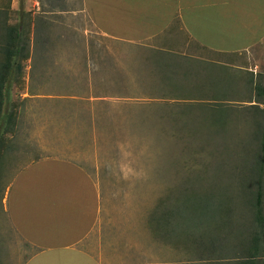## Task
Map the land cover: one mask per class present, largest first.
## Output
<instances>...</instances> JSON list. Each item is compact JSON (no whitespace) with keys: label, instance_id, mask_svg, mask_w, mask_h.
I'll return each mask as SVG.
<instances>
[{"label":"rangeland","instance_id":"rangeland-1","mask_svg":"<svg viewBox=\"0 0 264 264\" xmlns=\"http://www.w3.org/2000/svg\"><path fill=\"white\" fill-rule=\"evenodd\" d=\"M0 11L6 26L21 28L25 45L16 59L20 68L14 64L0 94L1 111L8 117L6 126L0 123V147L12 156L13 167L40 156L73 158L99 181L103 210H136L134 217L139 215L140 221L160 224L156 230L161 234L165 224L171 225V235L176 233L174 225L194 228L181 232V250L188 256V264H211L209 260L218 259L229 264L246 261L248 255L229 236L219 246L206 248L209 244L201 234L205 228L211 232L220 225L219 213L214 216L212 211L191 208L185 210V220L183 215L179 217L184 206L177 197L190 196L188 192L203 196L214 189L217 196L230 199L231 210L222 220L227 224L223 229L230 233L236 224L239 228L254 227V210L248 205L253 194L240 188L238 175L232 172L234 167L251 162L250 152L241 148L250 145L238 146L235 137L225 134L232 132L246 140L253 128L240 121L242 115L232 131L227 126L218 132L211 123L202 129L191 127L178 102L212 98L239 107L250 105L247 101L255 99L252 88L264 86V40L249 54L230 56L227 63L231 67H225L213 62H222L221 56L187 38H171L169 43L107 38L95 30L82 0H23L21 13L19 0H0ZM44 21L49 23L48 32L43 30ZM153 46L178 53L184 47L188 57L167 52L158 56ZM161 59L171 67H163ZM3 62L0 51V65ZM173 64L182 66L178 76L171 73ZM165 72L170 73L167 79ZM83 112L100 114L101 129L108 126L107 133L86 136L85 142L96 143L97 149L68 151L70 117ZM79 137L83 140L84 136ZM44 142H52L55 149H42ZM1 158L0 166L5 155ZM1 179L0 210L7 177L3 182ZM215 200L217 203L218 197ZM262 215L264 218V190ZM159 232L151 231L162 241L164 233ZM261 246L253 264H262L263 241ZM177 249L173 247V257ZM3 255L1 249L0 264L23 263L19 253L15 262L9 261L11 256L4 262Z\"/></svg>","mask_w":264,"mask_h":264},{"label":"crops","instance_id":"crops-1","mask_svg":"<svg viewBox=\"0 0 264 264\" xmlns=\"http://www.w3.org/2000/svg\"><path fill=\"white\" fill-rule=\"evenodd\" d=\"M82 2L95 30L107 38L130 43L187 38L221 56L222 62H213L225 67H231L230 56L249 54L264 40V0ZM152 48L160 54L187 56L184 47L179 53L163 46ZM76 113L67 127L68 151L97 149L96 143L85 142L86 136L107 133L108 126L101 129L96 112ZM7 121L0 111V123L6 126ZM41 147L55 149L52 142ZM0 151V162L5 155L0 174L7 177L0 178L6 182L0 210L4 262L8 256L15 262L19 253L24 258L21 264H188L181 232L194 228L174 225L176 233L171 235V225L165 224L160 228L164 238L157 241L151 233L155 228L140 221L139 215L134 217L136 210H103L99 181L73 158L40 156L13 167L12 156L1 147ZM173 247L178 248L175 257Z\"/></svg>","mask_w":264,"mask_h":264},{"label":"trees","instance_id":"trees-1","mask_svg":"<svg viewBox=\"0 0 264 264\" xmlns=\"http://www.w3.org/2000/svg\"><path fill=\"white\" fill-rule=\"evenodd\" d=\"M3 16L4 14L0 11V31L2 33L0 34V51L4 58V62L0 65V94L4 86L6 75L11 72L14 64H16V59L21 56L22 51L25 49L21 28L19 26H6V22L2 19ZM48 24L49 23L46 21L43 22V25L45 26L43 27V30L46 32H48L50 29ZM46 39L47 37H44L45 41ZM163 55L165 54L158 53V56ZM177 59H179V57H177ZM159 62L162 63L163 67H171L168 65L167 60L161 59ZM173 66L174 68H171V73L174 76H178L177 72L181 73L182 66H175L174 64ZM15 68L19 69L20 67L18 64H16ZM185 72L188 73L186 70ZM169 74L170 73L165 72L163 74L164 78L167 79ZM177 86L180 87V85ZM252 90L254 92L255 99L247 101L250 105L243 107L235 106V104L212 98L208 100L214 101L200 102L199 100L201 99H185L183 102H178L182 103L179 105L180 108L184 110L182 113H185V115L188 114L187 121H190L189 126L191 127L196 125L202 129V127H209L205 123H211L216 127V131L218 132L225 131L227 126L231 127L232 131V126L240 123L236 121L237 118H240L238 115H242L244 119H241L240 121H242L243 124L246 122L250 123L249 125L253 128L249 138L246 140L240 138L238 135L236 136L235 134H231L232 132H225V134L231 135L230 137L232 139L235 137V142L238 146L250 145L249 147L247 146L241 148L244 150V153L250 152L251 162H249L248 165L243 164V166H241L240 164L241 167H234L233 169L235 171L233 170L232 172L235 176L238 175V179L240 180L239 185L241 186L240 188L243 191L250 190L251 194H253L251 195L252 200L249 201V204L248 202L246 203L254 210L253 217L254 221L256 222L254 227H249V229L239 228L240 225L237 226L238 224H236L233 226V229L230 233L223 229L224 225L227 224L223 225L222 220L225 215L227 216L230 213L229 210H231L228 208L230 199H227L225 196H217L214 193V189L212 192L203 196L200 194H190V192L187 191L190 196L182 195V197H177L179 199L180 206H184V208H182L183 212H179V217L183 215L185 220L187 213L185 210H190L191 208V210H201L202 212H207L208 210L210 212L212 211L214 216L219 213V217L221 218L220 225L218 224V226L211 232L207 231L209 230L208 228H205L201 234L202 240L207 241V244H209L206 248L211 247L213 249L217 245L219 246V243L226 240L227 236H229L230 240L236 241L239 247H241L242 252L248 255L246 261L241 260V262L237 264H253V260L259 254V251H261V241L264 242V218L262 215V198L264 190V86L255 85ZM1 103L2 102L0 101V106ZM192 113H194V116H190ZM189 117L193 120H190ZM226 131H230V129ZM192 180V178L187 180L188 189H191L190 185ZM217 197L219 200L217 203H215V199ZM179 209L176 208V210ZM169 212L170 214L175 213L173 210H169ZM168 218L169 217H167V219ZM188 220H191V218L188 217ZM150 224L155 228L154 233L159 232L156 230V227H158L160 224ZM163 233L165 234V231L162 230V234ZM209 261L212 262L211 264L230 263L222 259ZM262 264H264V258Z\"/></svg>","mask_w":264,"mask_h":264},{"label":"water","instance_id":"water-1","mask_svg":"<svg viewBox=\"0 0 264 264\" xmlns=\"http://www.w3.org/2000/svg\"><path fill=\"white\" fill-rule=\"evenodd\" d=\"M22 9H23V0H19V10H20V13L22 12Z\"/></svg>","mask_w":264,"mask_h":264}]
</instances>
